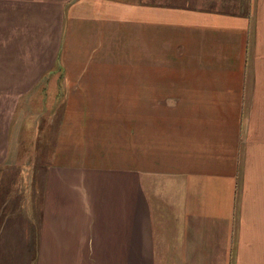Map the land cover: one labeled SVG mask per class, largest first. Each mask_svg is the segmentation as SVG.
Segmentation results:
<instances>
[{
  "label": "crops",
  "instance_id": "0c3cea01",
  "mask_svg": "<svg viewBox=\"0 0 264 264\" xmlns=\"http://www.w3.org/2000/svg\"><path fill=\"white\" fill-rule=\"evenodd\" d=\"M68 1L0 0V97L67 86L30 127V264H264V0Z\"/></svg>",
  "mask_w": 264,
  "mask_h": 264
},
{
  "label": "rangeland",
  "instance_id": "374dc122",
  "mask_svg": "<svg viewBox=\"0 0 264 264\" xmlns=\"http://www.w3.org/2000/svg\"><path fill=\"white\" fill-rule=\"evenodd\" d=\"M74 1L70 0L67 4ZM148 2L158 4V0H148ZM0 3L3 4V2ZM224 9L235 11L238 7L234 0H226ZM99 14L106 16L101 10ZM9 56L8 51H4V57ZM1 59L4 58H0V61ZM63 75L62 68L56 66L36 83L30 94L20 98H6V92L4 98L0 97V116L6 118L9 123L8 142L5 149H0V264H9V260H15V257H24L26 259H20L22 263L30 264L31 188L34 181L31 171L30 127L32 123L40 120L44 112H47L48 96L67 89ZM51 76H54L53 80L50 79ZM3 83L0 81V87ZM54 101L55 99H51L50 107ZM18 135L20 136L17 138L19 144L13 150ZM7 235L16 236V238L7 239Z\"/></svg>",
  "mask_w": 264,
  "mask_h": 264
}]
</instances>
